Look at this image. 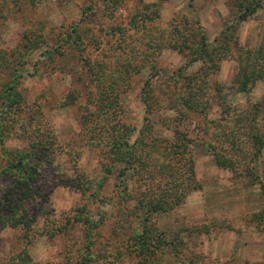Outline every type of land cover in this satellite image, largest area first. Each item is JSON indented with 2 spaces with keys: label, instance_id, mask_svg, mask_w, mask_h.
Masks as SVG:
<instances>
[{
  "label": "rangeland",
  "instance_id": "obj_1",
  "mask_svg": "<svg viewBox=\"0 0 264 264\" xmlns=\"http://www.w3.org/2000/svg\"><path fill=\"white\" fill-rule=\"evenodd\" d=\"M231 1L0 0V93L19 68V86L26 110L31 115H42L41 130L45 135L49 132L54 143L53 146L50 142L48 149L36 153L44 163L41 183L44 196L25 203L27 212L37 218L35 231L39 239L30 247L29 255L21 259L25 247L21 233L0 225V264H22L26 259L34 264H56L61 261V253L70 250V246L74 250L71 258L76 259L85 239L84 225H77L74 218L86 216L79 210L84 205L87 206L85 214L96 224V264H142L132 255L130 241H127V233L132 229L141 232L142 222L136 219L137 216L130 217L131 220L121 218L122 212L132 211L135 200L125 202L117 196L120 179L117 174L108 175L107 151L97 144L93 137L96 135L91 133L93 128L106 126L107 116L104 118L99 109L103 105L102 81L90 76L84 61L108 67L111 74L106 70V77L110 81L118 78L119 71L123 72L124 78L119 79L121 87L115 92L119 95L111 98L110 120L136 128L131 138L134 141L145 124L146 107L142 101L145 83L153 80V85L159 89L180 69L187 70L188 65L185 55L166 46L154 49L150 40L155 38L156 32L162 34L163 28L171 31L176 19L187 17L200 21L212 43L226 24L232 22ZM147 4H157L161 17L141 28L144 23L140 16ZM146 12L155 16L150 10ZM74 26L81 33L83 42L70 54L57 58L58 52L50 50L62 41L57 37L66 30L71 32ZM32 30L36 32L35 37L43 34L42 45L29 54L27 61L19 59L11 63L12 70L9 69V51L22 49L24 35ZM174 34L171 32L169 39ZM263 36L264 8L241 27V44L246 48L257 47ZM3 56L7 58L6 62ZM199 67L198 63L191 65L186 73H195ZM237 71V62L229 58L221 63V70L215 76L222 85L231 88L229 103L261 100L264 81H259L250 94L240 95L234 83ZM71 97L75 101L68 105ZM117 104L118 108L114 107ZM175 117L177 112L169 109L167 103L161 104L150 117L154 136L172 140V129L181 125L174 123ZM220 117L221 109L215 105L207 117L193 114L181 125L194 140L192 153L201 188L175 210L158 214L154 219L155 226L169 239L172 234L181 238L185 256L200 254L203 264H264V233L253 221V216L264 210V192L261 190L264 156L254 165V177H239L218 167L203 143L215 139L218 131L215 132L211 123ZM222 146L226 148L227 144ZM5 147L30 150L31 145L14 138L7 139ZM160 163L159 158L153 161V164ZM127 180L134 198L151 195L148 186L142 185L136 177L129 174ZM153 184L164 186L158 181ZM85 188L88 189L85 191ZM195 228H201L202 232ZM59 229L62 232L56 233ZM48 230L56 235L47 234ZM151 260L148 264H183L171 245L165 246L164 252Z\"/></svg>",
  "mask_w": 264,
  "mask_h": 264
},
{
  "label": "trees",
  "instance_id": "obj_2",
  "mask_svg": "<svg viewBox=\"0 0 264 264\" xmlns=\"http://www.w3.org/2000/svg\"><path fill=\"white\" fill-rule=\"evenodd\" d=\"M143 8L145 12L140 19L144 24L141 28H146L147 23L159 19L161 15L157 10V4H147ZM263 8L264 0H232L230 5L232 22L226 24L212 43L209 42L200 21L187 17L172 22L171 31L166 27L161 29L162 34L156 32L155 38L150 40V46L154 49H164L166 46L185 55L188 58L187 70L180 69L177 74L165 80L159 89L153 85V80L145 83L142 90V101L146 107L145 124L140 136L134 141H131V138L136 128L110 120L111 98L114 99L119 95L115 92H119L121 87L119 79L124 78L123 72L119 71L118 78L110 81L106 77L108 67H104V64L94 65L93 62L84 61L90 76L102 81L100 95L103 96V105L99 109L103 112L104 118L107 116L106 126L101 128L104 131L93 128L91 133L96 135L93 137L97 140V144L107 151L110 160L109 165L106 166L108 175L117 174L120 179L121 188L117 196L125 202L135 200L132 211L122 212L121 218L131 220L130 217L137 216L136 219H139L143 225L141 232L139 230L133 232L130 226L129 230L132 229V232L127 233V241H130L131 245L130 251L139 263H150L153 261L152 258L164 252L165 246L171 245L173 253L183 264H203L200 254L192 253L190 257H186L181 238L172 234L169 239L157 229L154 221L158 214L175 210L186 202L191 193L201 188L192 153L194 140L181 128L190 115L207 117L215 105L220 107V119L212 120L211 123L215 132L218 131L215 139L204 141L203 144L213 155L218 167L227 169L239 177L255 176L254 165L264 156V97L255 103L231 105L229 103L231 88L222 85L215 76L221 70V63L231 58L238 64L234 80L238 94L248 95L259 81H264V36L254 48L244 47L240 40L243 24ZM148 10L154 12L155 16L146 14ZM171 32L175 34L169 39ZM35 34L34 30L26 32L22 49L15 50L22 53L9 51V69L12 70L11 63L19 59L23 58L27 61L29 54L42 45L43 34L36 37ZM57 38L62 41L50 50L58 52L57 58L63 57L66 53L70 54L69 52L76 50L79 43L83 42L82 35L75 26L71 28V32L66 30ZM145 45L146 43H143V46ZM3 59L7 61L4 56ZM197 63L200 64L198 71L186 73L189 66ZM19 67L22 68L20 64ZM12 75L9 85L0 93V225L21 233L25 244L20 255L22 259L29 255L27 252L30 247L39 239V234L35 231L37 218L25 208L26 202L44 196L41 184L44 163L38 159L36 153L48 149V144L53 143V138L49 132L45 135L41 130L42 115H31L26 110L19 86V68ZM104 77L106 78L103 81ZM74 101L75 98L71 97L67 104ZM104 101L109 103L106 104ZM160 103L162 106L167 103L169 109L177 112L174 123L181 124L172 129L174 133L172 140H161L154 136L150 117L161 106ZM114 107L118 108V104ZM34 111L38 112V110ZM116 111L117 109L113 113L115 114ZM204 122L206 124L204 126L207 127L208 123L205 119ZM14 138L27 141L31 145L30 150L7 149L5 141ZM223 143L227 144L226 148L222 146ZM157 157L161 163L153 164L154 160L158 161ZM129 174L136 177L142 185L148 186L151 195L134 198L129 192L127 183ZM156 181L164 183V186H155L153 182ZM87 189L85 188V191ZM261 190L264 192V183ZM79 210L86 216H76L74 221L77 225H84L85 245L78 251L81 253L76 259L71 258L74 250H71L70 246V250L61 253V261L56 264H96L97 262L94 260L96 224L88 214H85L86 205ZM253 221L256 223L255 227L264 233V210L257 212L253 216ZM195 230L202 232L201 228ZM61 232L62 229L56 230V233ZM56 233L47 231V234L52 236ZM22 264L34 263L26 259L22 260Z\"/></svg>",
  "mask_w": 264,
  "mask_h": 264
}]
</instances>
